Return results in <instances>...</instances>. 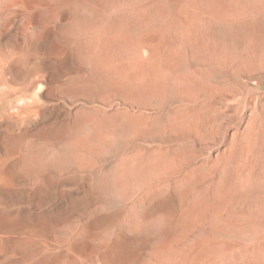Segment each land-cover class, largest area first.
Masks as SVG:
<instances>
[{"label":"rangeland","instance_id":"rangeland-1","mask_svg":"<svg viewBox=\"0 0 264 264\" xmlns=\"http://www.w3.org/2000/svg\"><path fill=\"white\" fill-rule=\"evenodd\" d=\"M158 4L164 14L152 13ZM185 5L0 0V264H105L110 248L116 258L126 260L129 249L134 264H158L155 249L182 229L167 214L148 213L154 196L163 192L176 205L175 183L190 172L201 178L194 190L207 193L219 169L206 167L230 154L251 122L264 129V67L205 75L199 48L185 41ZM175 21L178 28H170ZM204 30L242 59L246 38L264 33V10L251 25ZM162 45L160 69L149 62ZM182 48L190 49L183 64L174 58ZM170 60L181 63L177 77L169 74ZM186 114L199 136L177 125ZM147 163L153 168L143 169ZM148 188L154 196H144ZM255 228L241 241L252 243L254 231L264 240V219ZM201 235L189 232L187 243ZM173 250L181 261L183 246ZM263 252L241 261L264 264Z\"/></svg>","mask_w":264,"mask_h":264},{"label":"bare ground","instance_id":"bare-ground-1","mask_svg":"<svg viewBox=\"0 0 264 264\" xmlns=\"http://www.w3.org/2000/svg\"><path fill=\"white\" fill-rule=\"evenodd\" d=\"M185 1L186 5L183 9L182 18L185 21V28H188V32H186L187 34L185 35V41L192 45L196 44L199 48V54H196L197 56L201 54V56L198 57H202V59L199 58V60H201L198 61L204 62V65L207 66L206 71L208 73L206 72L205 75H211L213 72H219L222 74L225 70L238 72V70L244 69V71H246L245 69H248L252 71L253 69L255 70L264 67V33L258 32L259 35H256L255 33L254 35H249V38H246L248 39L246 50H244L245 52L242 59H239L237 58L239 57V52H236L238 54L234 55L232 51L233 49L231 50V48L228 47L229 45L227 43V46L219 44V41H216V38L214 37L215 35L213 33H211L209 30H204V28H206V30L207 28H215L216 25H251L253 22H255V20L258 19V17L264 10V0H200V3L202 5L204 3H208L209 5V2H211L210 4L213 5L212 7L209 6L211 9L208 6L206 7L210 10H207L206 8V10H201L202 5L199 4V2H196V0ZM153 10L152 13L154 12L155 15L165 13V7L161 4H158L156 6L155 11ZM144 11L146 10L144 9ZM152 13L150 15H147L144 19L145 24L149 23L155 18V15H153ZM159 18L160 17L157 18V21ZM167 25L168 24H166V26ZM178 26L179 24L175 21L171 24L170 28L175 29L178 28ZM184 49H186L187 51L188 48H182L180 51H178L179 53L177 52L178 55L174 57L175 59L176 57H180L178 59L179 62H182L181 58H183V55L185 53ZM192 51L193 50L191 48V52ZM195 51L197 52L198 50ZM195 51L193 53H195ZM154 52L155 55L153 57V60L149 63L151 65L154 64L156 68L161 69V67H159L161 65L159 64L161 59L158 61L157 56L164 58L165 61L166 47L162 45L160 46L159 50H157V52ZM194 55L192 56L194 57ZM198 57L196 58L198 59ZM178 61L171 62L170 60L171 63L168 65L172 70L167 69L169 71V74H174L176 77L177 73L175 74L174 69L176 67L174 66H177L176 64H179ZM199 62L198 64L201 65V63ZM183 63L184 62H182V64ZM139 64L141 65V63ZM154 66H152V68ZM139 68L141 69L142 66H139ZM143 70L144 69L142 68L141 73H143L142 75L145 76ZM184 78L182 77L183 80ZM188 78L185 79L186 83H190L195 79ZM263 120L260 119V121ZM256 123L254 122L252 124L251 122V124L245 127L246 132H244V134L242 133L243 137L241 139V142L237 143V147H235L234 149L231 148L232 150L230 151V154L228 152L229 155L225 152L218 165L214 163L210 165L208 164L209 166L206 165L208 166L206 168H209L210 170H213L214 168L219 169L218 179L217 181L209 182V186L212 183H216L214 187L207 193L194 190V186L197 185L201 180V178L194 172H190L182 182L175 183L177 185V187L175 186V199H172L176 201V205L173 203L174 201L172 202L171 200L164 199L165 196L163 198V192H161L160 196H154L155 191L153 192L151 188H148V190H146L144 194L145 197L151 195L156 198L155 203L151 206L148 213L150 214L160 212L167 214L169 215V218H172V223L176 221V226L182 229L181 233L178 236L166 240L165 242L161 243V245L159 244L158 248L156 247L157 249L155 250H157V254L155 256V259L158 264H238V262H240L241 259L243 261V258L245 259V257H253V255L258 256L263 252L264 240H262V238L256 234L257 232H253V237L251 238L252 243L245 244L243 242L244 240L241 241V239L247 238V235L251 231L252 227L255 228V226H258V221L260 219H264V208L261 207V205L263 206L264 203V129H262L259 123L257 125H254ZM177 125H179V127L183 131H187L186 133H189L190 135L196 136L199 134L198 130L192 127L191 114H186L183 120L181 119V121L177 122ZM239 155L245 156V160H242V162H237L236 158ZM152 166L153 165H151L150 163L143 164V169L150 170L153 168ZM131 167L132 166L129 163L127 167H123V170H125V172H129ZM171 169H173V167L169 166L170 171ZM158 187L162 186L160 185ZM158 187H155L154 190H157L156 188ZM167 188L170 189L169 187ZM173 229L174 226L172 224V226L167 230L168 233L172 235ZM191 231H198L202 235L194 240L193 244H188L187 238L189 232L191 233ZM213 231H219L222 234L239 239H218L210 235V232ZM121 237L122 245L126 249H128V247L130 246L126 241V238H128L129 236H127V234H122ZM1 240H3V237H0V242ZM173 246H177L180 248L183 246V249L185 251L181 255V261L177 258L178 256H173ZM171 252H173V254ZM126 253V260L123 257L116 258L114 256L113 248H110L102 254V260L105 264H134V254L131 253L129 249ZM230 254L232 255V259L234 257V261L229 259ZM242 261L240 262V264H243Z\"/></svg>","mask_w":264,"mask_h":264},{"label":"clouds","instance_id":"clouds-1","mask_svg":"<svg viewBox=\"0 0 264 264\" xmlns=\"http://www.w3.org/2000/svg\"><path fill=\"white\" fill-rule=\"evenodd\" d=\"M21 103H23V101H21Z\"/></svg>","mask_w":264,"mask_h":264}]
</instances>
